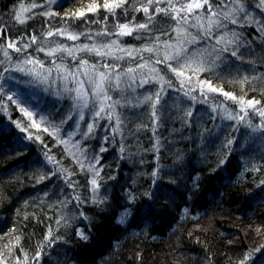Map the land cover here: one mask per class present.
Wrapping results in <instances>:
<instances>
[{
  "label": "trees",
  "instance_id": "1",
  "mask_svg": "<svg viewBox=\"0 0 264 264\" xmlns=\"http://www.w3.org/2000/svg\"><path fill=\"white\" fill-rule=\"evenodd\" d=\"M48 1L46 5V0H0V32L5 33L0 38V61L4 62L0 71L9 66L4 55L7 51L12 66L28 57L43 61V69H52L50 79L56 83L49 87L32 76L11 72L5 76L12 79H0V87L15 85L21 91H31L38 112L49 124L59 125L61 135L75 132L85 154L99 152L104 144L99 132L107 121L100 120L86 138L82 133L92 122L87 109L79 129L72 121L61 125V119L73 112V100L63 91L65 81L57 78L58 72L75 73L79 68L86 80L93 65L111 64L125 81L151 80L131 95H152L155 101L156 91L164 88L157 105L160 120L154 134L151 103L117 108L122 125L115 142L110 139L104 145L109 150L102 154L97 178L100 187L92 196L88 170L48 130L33 126L16 105H7L4 97L0 101V264H36L32 258L37 251L42 253L39 264H241L246 256V264H260L264 259L257 251L264 247V134L237 123L244 115L243 108L249 111L253 125L260 124L247 100H259L256 108H264V34L258 30L264 25V5L257 6L260 0H239L246 6L248 19L238 21L243 27L230 25L244 34L240 60L229 58L203 73L185 68L181 77L164 64H156L155 55L144 50L153 44L162 47L168 40L167 36L156 40L160 29H169L176 36V21L170 16H154L151 38L143 30L117 35L119 24L135 29L147 22V15L137 9L148 6L149 0H128L121 7H115L119 0ZM166 2L177 4V0H161L159 6ZM182 2L186 6L189 0ZM210 2L215 7L222 0ZM237 2L223 0L230 13ZM33 4L36 12H26L29 9L25 7ZM155 7L153 4L150 12ZM206 7L198 10L204 16L209 14ZM50 12L56 15H42ZM17 15L25 23H19ZM196 18L190 17V23ZM105 29L111 34L104 35ZM187 30L197 33L196 28ZM49 31L54 35L48 37ZM74 34L79 38H68ZM32 35L37 36L35 44H31ZM10 39L16 46H31L15 52L7 48ZM81 45L101 51L106 46L108 55L101 59L78 50ZM40 48L43 51H37ZM53 48L61 51L49 55ZM81 59L87 64L81 66ZM56 64L62 67L57 69ZM21 66L43 71L39 64ZM115 79L114 75L113 82ZM169 80L174 85L171 89ZM201 81H210L217 91L212 92ZM111 95L119 97V93ZM189 111L192 117L187 116ZM229 114L237 119H229ZM74 118L79 120L78 115ZM17 123L27 131H21ZM111 123L115 127V118ZM106 131L113 135L111 128H104ZM233 137L229 151L227 141ZM226 156L228 162L221 167ZM155 169H162L156 178L151 175ZM154 179L171 193L170 199L159 193L149 198ZM68 181H74L76 187L70 188ZM81 232L87 239L81 238Z\"/></svg>",
  "mask_w": 264,
  "mask_h": 264
},
{
  "label": "snow or ice",
  "instance_id": "2",
  "mask_svg": "<svg viewBox=\"0 0 264 264\" xmlns=\"http://www.w3.org/2000/svg\"><path fill=\"white\" fill-rule=\"evenodd\" d=\"M127 2L128 0H119V3H116L115 7H121ZM160 3L161 0H149L148 6L138 8L137 11H143V13L147 15V22L139 24L138 26H136L135 29L129 27L128 24H119V28L121 29V31L117 33V35H132L134 31L140 32L141 30H143L144 32L148 33V37L151 38V36L153 35V28L155 27V25L153 24V18L155 15L163 13L165 16H170L171 19L176 21L174 29V31H176V36L173 37L170 34L171 30L169 29H160L159 36L156 37V40L158 41L160 39V36H167L168 40L162 42V47L161 45L153 44L151 47L146 46L144 50L148 51L149 53H153L155 55V63L164 64L166 67L170 68V70L177 77H181L184 75L183 69L185 68L193 72L199 71L200 73H203L212 71V69L217 67L218 64H223L227 62L229 58H235L236 60H240L242 55L240 50L244 46V34L239 31H236L233 27H230V25H238L239 27H243L242 24H238V21L247 20L249 16V13L244 3H241L238 0L236 5L234 6V10L231 13L226 10L227 5L223 4V0L221 4L216 5L215 7L213 6V3L210 2V0H199V2H189L186 4V6L182 2V0H177V4L175 5L170 2H166L164 7H160ZM153 4L156 5L155 10L154 12H150V8H152ZM262 5H264V0H260V4L257 6L261 7ZM205 6H207V12L209 13L207 16H204L203 13H200L198 11L204 8ZM32 7H36V5L33 4ZM105 7L107 8L109 6L106 4ZM222 8L225 9L223 12ZM173 12H175L176 14L173 15ZM42 15L52 17L55 16L56 13H42ZM78 15L83 16V13H79ZM193 15H195L197 18L195 19V21L190 23V17H192ZM15 19L21 24L25 23V21L22 20L19 15H17ZM190 28H196L197 33L193 35L191 31L187 30ZM181 30H184L183 35H181ZM258 30L261 34H264V25H262ZM63 31L67 30L64 29ZM4 34V32H0V38H2ZM103 34L110 35L111 33L107 29H105ZM53 35L54 33L52 31H49L47 33L48 37H51ZM80 35H83V33H81ZM97 35H100V33H97ZM68 38L76 40L79 37L78 35L74 34L70 35ZM137 38L139 39L141 37L137 36ZM30 40L31 44H35L38 42L36 35H32L30 37ZM113 43H115V41H113ZM249 43L251 42L249 41ZM31 44L16 46L17 42L15 40L10 39L7 44V48L13 49L15 52H23L26 51L27 48L31 46ZM201 45L203 46L201 47ZM103 47L105 50L101 51L96 46L81 45L79 46L78 50L94 54L103 59L104 56L108 55L106 46ZM37 51H43V49L40 48L37 49ZM58 51H61V48H53L49 55H52L53 53ZM161 51L163 52V55H161ZM4 55L8 58L9 66L4 67L3 70L0 71V79L11 80L12 77H6V73L21 72L25 75L32 76L33 79L38 80L42 84L47 83L49 87L56 83L55 79H50V77H52V69H43V61L35 60L32 57H28L24 61L16 64L15 66H12L11 57H9L8 52L5 51ZM69 55H72L71 51H69ZM72 58L73 60L76 59L75 56H72ZM3 63V61H0V64ZM53 63L55 64V61H53ZM79 63L82 66L87 64V61L81 59ZM21 64H39L40 68L43 71L33 72L30 69L22 67ZM55 67L57 69H60L62 65L56 64ZM92 67L93 71L86 74V80L84 77L80 76L79 68L76 70L75 73L69 70L63 75H60V73L58 72L57 78L65 81L63 91L69 95V98L71 100H73V112L68 115L66 120L61 119V125L67 124L68 121H72L73 123H75L76 128L79 129V121L84 120L85 109H87L88 114L92 119V122L87 124V131L82 133L83 137H89L93 133L94 129L97 127V124L100 120L107 121V123L101 125V127L106 129H112L113 135L111 137L108 135L107 131L105 132L103 137L104 144L99 147L98 153L93 150L92 154H85V150L83 149L79 141H77L73 145L79 155L84 158L83 161H79L81 163V167H85L84 161L88 162L87 170L93 173V178L91 180L92 190L94 193H97L100 187L97 181V178L100 176V172L97 166L99 165L100 167H102V154L109 150L104 145H106L110 139L114 141V136L117 132L120 131L122 125L121 117L116 112L117 108H137L141 105L151 103L153 117L152 132L155 134L157 131L156 125L160 120L157 105L163 98V93L165 89L161 88L156 91L155 101H153L152 95L143 96L141 98L140 94L137 93V95L133 97L131 93H136L137 89L144 88L145 85L151 84L152 81L140 80L138 83L135 80L125 81L124 79H121L120 74L116 73L115 66L111 64H97L93 65ZM177 69L181 70L177 71ZM128 72H132V69H128ZM114 75L116 77L115 82H113ZM124 75L126 76L127 73H124ZM69 76L72 77L71 80L68 79ZM160 79L163 80L164 77L161 76ZM85 82L87 83V89L85 88ZM201 83H207L208 88L212 92L217 91V89L212 86L210 81H201ZM69 84H72L74 86L70 87ZM183 86L184 82L181 81V87ZM167 87L169 89L174 87L171 80L167 82ZM3 92L4 89L0 87V93ZM111 93H119V97L114 99ZM125 93L128 94L126 95ZM185 95H189V93H185ZM223 95L225 97H230L231 94L223 92ZM4 96H6L7 105H16L19 108V102L13 95H7L6 93L4 95H0V101L4 100ZM231 98L233 100L236 99L235 97ZM192 99L195 100V97H192ZM240 103L243 104L244 101L241 99ZM246 103L248 109H250L252 113H255L260 117L259 125L252 124L249 111H245L243 108L241 109V111L244 112V115H240L237 119L236 115L229 114L228 118L237 119V123L243 122L247 124V126L251 128L254 132L259 131L261 134H264V108H256V105L260 104V101L249 99ZM3 110L7 112V106H5ZM20 111L24 114L25 117L32 116V113L26 111L24 108H20ZM77 115L79 116V120H76L74 118ZM187 116L192 117L193 113L189 111L187 113ZM114 118L115 127H113L111 123ZM32 124L33 126L39 127V124H37L35 120H33ZM49 126L52 128L51 134L59 138L61 131L60 126L56 124H50ZM17 127H19L21 131H27V129L21 126L20 123H17ZM74 135L75 132L69 134V141ZM31 138L32 137L29 136V139ZM36 138L39 139V137ZM59 142L64 141L61 140ZM234 142L235 137L227 141V147L229 148V151H231V146ZM158 144L159 142L157 141V152H159L160 150ZM17 150L20 151L21 149L18 148ZM120 152H124L123 145H121L120 147ZM48 158L50 161H53L55 163L51 156H49ZM227 162L228 157L226 156L225 159L221 161V167ZM161 171L162 169H155L152 171L151 175L156 178L160 175ZM262 184H264V182H262ZM153 185V191L147 193L149 198H151L152 195H155L157 193L168 199L171 198V193L168 190H162V183L159 180L154 179ZM68 186L73 189L76 187L74 181H68ZM75 199L79 200V197H75ZM81 215H83V213H81ZM119 222L123 223V218ZM78 234L81 236L82 239H87V236H85L82 232ZM257 251L261 254L262 257H264V247L257 249ZM41 255L42 253L40 251H37L35 256L32 258L36 262V264H39ZM248 259L249 257L246 256L244 260L241 261V264H246V261ZM260 264H264V259L260 260Z\"/></svg>",
  "mask_w": 264,
  "mask_h": 264
},
{
  "label": "rangeland",
  "instance_id": "3",
  "mask_svg": "<svg viewBox=\"0 0 264 264\" xmlns=\"http://www.w3.org/2000/svg\"><path fill=\"white\" fill-rule=\"evenodd\" d=\"M48 0H46V5L48 4ZM189 2H199V0H189ZM23 8L20 7V11L24 12L25 10H21ZM25 9H29L26 12H30L31 10H34L33 12H36L37 10V6L36 7H32V6H28L25 7ZM207 9V7H206ZM224 10V8H223ZM32 12V13H33ZM4 94L6 93L7 95H13L17 101L19 102V109L20 108H24L26 111L32 113L31 117H28L30 119V122L32 123L33 120H35V122L37 124H39V127H43L45 129H47L50 133H52V128L49 126V122L47 121V119L43 116V114H41L40 112H38L37 106L38 105L36 103V100L33 96V93L31 91H21L18 89L17 86L15 85H6L4 87ZM6 98V96H4ZM44 118V119H42ZM33 125V124H32ZM36 127V126H35ZM104 128L102 127L100 132H99V136L101 138V140H103L104 137ZM53 135V134H52ZM57 140L59 141H64L61 142L63 147L65 148V150L67 151V153L79 164L81 165V163L79 161H83V157L79 155V153L77 152V150L73 147V145L78 141L76 138H74V136L71 137V140L69 141V134H65V135H61L59 136V138H57L55 135H53ZM84 149V148H83ZM87 161H84L85 164V168L87 169ZM94 163V162H93ZM98 170H99V166H97ZM89 181H90V190H91V194L92 196L95 195V193L92 190V185H91V180L93 178V173L89 172Z\"/></svg>",
  "mask_w": 264,
  "mask_h": 264
}]
</instances>
